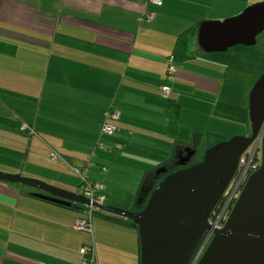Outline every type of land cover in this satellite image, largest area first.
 Here are the masks:
<instances>
[{"label":"crops","instance_id":"0c3cea01","mask_svg":"<svg viewBox=\"0 0 264 264\" xmlns=\"http://www.w3.org/2000/svg\"><path fill=\"white\" fill-rule=\"evenodd\" d=\"M258 2L0 0V173L83 196L76 172L86 169L106 206L140 212L176 170L178 150L193 159L212 138L246 136L249 101L231 97L224 53L203 52L197 33ZM145 12L153 18L139 21ZM169 64L176 74L166 84ZM111 109L120 114L116 131L100 136ZM15 185L0 181V264H80L79 250L91 244L97 264H140L130 220L99 211L91 233L75 230L86 207Z\"/></svg>","mask_w":264,"mask_h":264},{"label":"water","instance_id":"95a60500","mask_svg":"<svg viewBox=\"0 0 264 264\" xmlns=\"http://www.w3.org/2000/svg\"><path fill=\"white\" fill-rule=\"evenodd\" d=\"M262 32L264 2L246 8L234 18L202 23L197 39L200 49L207 54L226 53L236 46H255ZM263 120L264 73L249 96V136L233 137L209 148L202 161L190 168L185 166L195 152L189 148L178 150L175 166L180 169L158 184L140 212L99 207L102 212L130 220L137 228L140 264H191L208 230V219ZM261 158L260 168L248 179L227 222L214 232L197 264H264V139ZM0 181L43 191L49 196H33L63 207L89 206L83 196L70 195L20 175L0 173Z\"/></svg>","mask_w":264,"mask_h":264},{"label":"built area","instance_id":"2783aa9c","mask_svg":"<svg viewBox=\"0 0 264 264\" xmlns=\"http://www.w3.org/2000/svg\"><path fill=\"white\" fill-rule=\"evenodd\" d=\"M147 2L154 6L162 5V0H147ZM145 18H153V13L145 12L139 21H142ZM175 74V68L169 64L165 71L164 82L166 84L172 83ZM159 90L164 99L169 96L170 89L168 85L161 86ZM119 115V112L115 109H111L104 114L100 125V136H108L116 131V128L111 123L118 121ZM21 130L30 131L26 126H22ZM263 139L264 120L252 143L239 157L236 171L208 219V230L204 233L191 264H197L201 255L211 242L214 232L219 231L224 227L248 179L260 168L262 163L261 152ZM96 148L102 150L104 147L98 142ZM120 148V145H114V149ZM50 159L55 161L59 159V156L56 153H51ZM76 173L82 180V195L89 202V206L86 207L83 217L78 218L72 227L75 230L91 233L92 218L94 214L100 211L99 207L105 205V197L100 193L101 185L87 180L86 169ZM79 255L81 258L80 264H97L94 244L82 247L79 250Z\"/></svg>","mask_w":264,"mask_h":264},{"label":"rangeland","instance_id":"374dc122","mask_svg":"<svg viewBox=\"0 0 264 264\" xmlns=\"http://www.w3.org/2000/svg\"><path fill=\"white\" fill-rule=\"evenodd\" d=\"M259 1L260 2L258 3L264 2V0H259ZM223 55L225 57V61H223L222 63L224 64V68H226V71L228 70L227 83L231 84L232 87L231 89L232 91L230 92L231 97L234 96L236 100L241 98L240 102L243 105H245V107L247 108V103L249 101L250 93L253 87L255 86V84L257 83L258 79L264 73V32H262L260 35L257 36L255 46L253 47L236 46L229 49ZM216 56H220V55H216ZM235 118H236L235 115L230 114V119H235ZM242 118L243 117H240L239 120H243ZM247 120H248L247 125L250 131L248 129L245 135L249 136L251 134L249 116L247 117ZM233 137L235 136H232L230 138H220V137L212 138L211 141L208 144H206L207 146H209L208 148H206V146L202 144L201 147L198 149V153L196 157H194L186 167L190 168L191 166L200 163L202 161V158L206 150L221 142L228 141ZM17 187L23 188L28 191H37L36 189L26 187L23 185ZM105 187L111 188L110 186H105ZM103 193L106 195V189L105 192ZM147 202H148V198L145 199V201L143 202L144 206L147 204ZM144 206L142 207V209L144 208ZM135 208L136 210L139 209L138 206Z\"/></svg>","mask_w":264,"mask_h":264},{"label":"flooded vegetation","instance_id":"af4514ba","mask_svg":"<svg viewBox=\"0 0 264 264\" xmlns=\"http://www.w3.org/2000/svg\"><path fill=\"white\" fill-rule=\"evenodd\" d=\"M190 162H191V159H190L189 163H190ZM189 163H188V164H189ZM188 164H186V166H187ZM186 166H185V167H186ZM177 169H180V168H177V167H176V170H177ZM176 170H174V171H176ZM174 171H173V172H174ZM170 173H172V172H168L167 175H169Z\"/></svg>","mask_w":264,"mask_h":264}]
</instances>
